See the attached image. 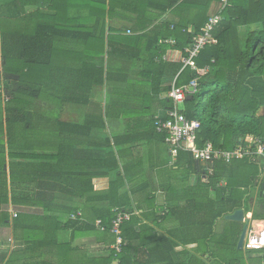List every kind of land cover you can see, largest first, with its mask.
I'll list each match as a JSON object with an SVG mask.
<instances>
[{"label":"crops","instance_id":"crops-1","mask_svg":"<svg viewBox=\"0 0 264 264\" xmlns=\"http://www.w3.org/2000/svg\"><path fill=\"white\" fill-rule=\"evenodd\" d=\"M172 1L109 0L108 10L95 7L92 18L85 8L71 11L72 15L83 17V22L89 20L87 29L93 28L98 16L105 14L107 39L135 36L139 41L133 46L117 39L106 41L108 52L124 49V57L92 56L93 62H103L113 71L109 80L94 86L87 104L44 101V109L54 110L57 116L50 123L66 126L61 129L65 149L57 171L48 172L47 178L37 177L42 165L58 166L56 138L35 137L32 142L40 139L42 144L26 153L30 155L28 159L10 158L7 154L8 178L2 194L6 190L8 193L0 196V264H87L106 257L114 237L101 217L122 203L127 204L137 221L133 227L139 236L131 234L130 248L142 264H190L199 259L205 264L261 263V253L238 248L242 231L237 236L239 224L243 230L247 222L264 221L254 218L264 216V198L258 181L253 191L246 193L245 208L238 209L244 211L243 221L228 220V215L220 219L210 242L194 226V221L199 220L196 217L192 227H182L185 207L214 200L218 192L193 191L198 182L208 183L210 164L189 157L188 151L179 150L175 155L152 125V116L163 111L162 101L168 98L165 88L172 87L174 80L169 75L163 78L160 95H154L153 79L158 71L152 73L147 69L143 54L149 40L171 16L172 9L165 12L161 8ZM221 10L220 3L212 4L210 18ZM35 12V6L26 8V15ZM18 23V27L25 26ZM67 49L68 52L55 56V66L74 70L89 58L83 45ZM163 61L178 64L183 61L182 52L170 48ZM86 122L91 126L103 123L104 129L81 128ZM12 162L30 165L18 168L11 183ZM226 184L223 181L221 186ZM173 208L183 212L172 215ZM74 223L79 225L75 227ZM86 225L92 229L79 231Z\"/></svg>","mask_w":264,"mask_h":264},{"label":"trees","instance_id":"trees-1","mask_svg":"<svg viewBox=\"0 0 264 264\" xmlns=\"http://www.w3.org/2000/svg\"><path fill=\"white\" fill-rule=\"evenodd\" d=\"M77 1L80 2L0 0V61L3 69L2 87L0 86L2 198L8 193L6 190V193L2 194L8 178L7 154L10 158L28 159L30 155L26 153L39 148L38 145L41 147L42 144L40 139L32 142L35 137L48 136L56 138L58 142V166L37 164V167H42L37 177L47 178L48 172L57 171L59 168L65 149L62 146L61 129L66 126L60 122L51 124V118L57 119L55 111L44 108L36 110L34 101L68 100L87 104L94 86L103 84L105 79L109 80L113 71L103 62H93L92 56L102 58L108 54L124 57L127 55L124 49L113 48L108 52L106 41L117 39L122 44L132 46L139 41V37L135 36H109L107 39L105 14L98 16L97 24L88 29L86 27L90 22L86 21L89 20L84 18L86 20L83 22V17L71 14V11L75 13L78 8H85L89 12V18H92L95 7L104 12L108 10L109 0H84L81 4ZM180 1L173 0L161 8L165 12L172 9L171 16L164 22L161 30L149 40L143 54L147 69L152 73L158 71L157 77L153 79L156 88L154 95H160L162 80L168 75L173 80L177 79L178 86L200 78L197 94L200 102H195L196 95L193 100H186L182 109L188 119L200 122L196 137L199 149H204L211 143L214 150L233 151L239 145L245 144L248 137L264 139V0H228V5L220 11L222 20L213 31L216 43L207 45L200 52L195 59L196 71L190 67L183 69L184 61L170 65L163 61V55L172 48L182 52L183 60L188 57L187 50L192 47L194 37L202 33L210 19L212 4L220 3L221 0ZM29 6H35L37 12L26 15V8ZM18 22L24 23L25 26L18 27ZM170 37L174 39V43L167 42L171 41L168 40ZM76 45L85 46V53L89 58L86 57L87 59L74 70L73 67L55 66V56L60 52H68L67 48ZM170 90L171 86L165 88V91ZM162 107L161 113L152 116V125L156 134L161 135L166 142L167 134H160L156 130L155 117L160 115L166 118L167 110L174 107V104L167 98L162 101ZM97 127L103 130L104 124L91 126L86 122L81 128L91 130ZM187 154L193 157L191 153ZM28 165L30 164L10 163L11 183L15 181V171ZM212 169L211 174L207 173L208 183L198 182L193 191L209 193L211 189L216 190V199H211L205 204H195L189 209L185 207L184 212L180 211V208L171 209L172 215L184 213L183 229L189 224L192 227L193 217L199 219L194 221V226L196 229L200 228L199 231L204 233V239L208 242L213 239L216 223L220 219L245 208L248 201L246 193L253 191L256 181L260 183L261 191L264 189V180H260L264 174L260 162L245 158L228 163L222 159L216 161ZM223 181H227L225 186H221ZM262 202L264 204L263 199ZM116 208L132 213L125 203ZM115 209H110L107 215L100 216L109 231L115 218ZM134 218L133 214L132 219L122 227L128 245L120 254L116 255L110 250L108 256L88 261L87 264H113L115 260H119V264H142L131 254L130 241L133 236H139L133 227L137 222ZM254 218L264 219V216L255 215ZM78 225L79 223H74L75 227ZM239 225L241 227L237 236L242 231V224ZM79 229L90 230L92 227L86 225ZM237 241L235 240V244ZM190 264L205 263L199 259Z\"/></svg>","mask_w":264,"mask_h":264},{"label":"built area","instance_id":"built-area-1","mask_svg":"<svg viewBox=\"0 0 264 264\" xmlns=\"http://www.w3.org/2000/svg\"><path fill=\"white\" fill-rule=\"evenodd\" d=\"M222 9L228 5V0H221ZM222 20L220 13L213 15L202 30V33L194 37L193 45L187 50L188 57L184 61V68L190 67L196 71L197 66L195 59L200 52L209 44L216 43L213 37V31L217 24ZM174 43V41H167ZM199 77L194 78L189 83L177 85V79L174 80L171 90L168 93V98L173 102L174 107L166 112V118L160 115L155 117L156 130L160 134H167L166 143L171 148L172 152L176 153L179 150L190 152L197 161H204L210 164L208 173L213 172L212 167L218 160H225L230 163L234 160H242L245 158L262 161L264 164V139L248 137L245 144L239 145L233 151L214 150L211 143H208L204 149H199L196 145L197 133L200 129V122L190 120L182 112L179 104H184L188 97H195L199 93ZM264 173V165L262 167ZM264 175V174H263ZM264 198V189L262 191ZM133 213L115 209V218L112 221L110 232L115 237L111 250L115 254H120L128 245L126 237L123 233V225L132 219ZM244 248L255 252L262 253V261L264 264V221L257 223L252 221L248 224ZM113 264H119V260H115Z\"/></svg>","mask_w":264,"mask_h":264},{"label":"water","instance_id":"water-1","mask_svg":"<svg viewBox=\"0 0 264 264\" xmlns=\"http://www.w3.org/2000/svg\"><path fill=\"white\" fill-rule=\"evenodd\" d=\"M187 100H193V97L190 96V97H188ZM226 219L231 220V221L242 222L243 219H244V211L243 210H238L234 214L228 215L226 217ZM247 231H248V222L245 223L244 228L242 230V233H241V236H240V240H239V243H238V248L239 249H243V247H244V242H245Z\"/></svg>","mask_w":264,"mask_h":264},{"label":"rangeland","instance_id":"rangeland-1","mask_svg":"<svg viewBox=\"0 0 264 264\" xmlns=\"http://www.w3.org/2000/svg\"><path fill=\"white\" fill-rule=\"evenodd\" d=\"M3 69H2V66H1V61H0V86L2 85V80H1V77H3ZM2 87V86H1ZM128 92H129V90H128ZM133 92V91H132ZM133 93H135V92H133ZM137 94V93H136ZM45 96V95H44ZM35 102V109L36 110H42L43 108H44V105H43V103H44V101H42V99H39V100H35L34 101ZM195 102L196 103H199L200 102V98H199V95H197L196 96V99H195ZM179 107L181 108V109H183L184 108V104H179ZM82 108V111H86V107L85 106H83V107H81ZM250 160H252V161H256V162H260V164H262V167H263V162L260 160V161H257L256 159L255 160H253V159H250ZM263 180H264V175H263ZM37 240H39V239H37Z\"/></svg>","mask_w":264,"mask_h":264}]
</instances>
